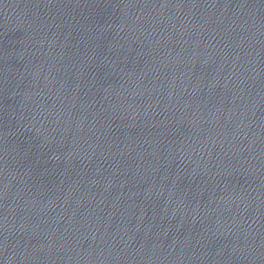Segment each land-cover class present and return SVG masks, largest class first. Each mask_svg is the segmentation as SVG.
Instances as JSON below:
<instances>
[{
	"label": "water",
	"instance_id": "water-1",
	"mask_svg": "<svg viewBox=\"0 0 264 264\" xmlns=\"http://www.w3.org/2000/svg\"><path fill=\"white\" fill-rule=\"evenodd\" d=\"M0 264H264V0H0Z\"/></svg>",
	"mask_w": 264,
	"mask_h": 264
}]
</instances>
